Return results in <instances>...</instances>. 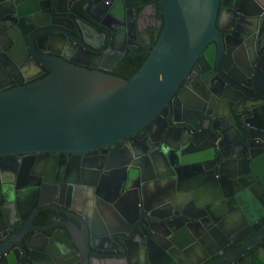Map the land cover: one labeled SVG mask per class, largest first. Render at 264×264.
<instances>
[{"label":"water","instance_id":"obj_1","mask_svg":"<svg viewBox=\"0 0 264 264\" xmlns=\"http://www.w3.org/2000/svg\"><path fill=\"white\" fill-rule=\"evenodd\" d=\"M8 1H11V8H6L5 0H0V22L13 17L27 25L19 43L22 56L27 55L35 66L46 68L50 73L0 92V158L26 153L95 152L135 136L171 106L173 95L211 42L219 47L215 61L218 78L231 84L229 89L239 95V99H234L228 91L227 95L221 96L229 106L224 118L218 119L220 114H207V123L199 126L183 120L182 123L188 125L185 129L189 131L190 127L193 135L175 139L176 145L181 146V152L176 157L170 155L172 147L169 144L170 132L176 130L171 126L174 127L176 121L166 124L165 127L171 128L159 134L163 156L160 161L154 159L151 149L143 156L133 149L136 155L121 164L123 177L115 185L119 190L117 195L112 199L98 196L99 203L94 204V210L73 211V220L67 217L66 221L54 224L49 229L51 231H40L43 247L35 253L27 242L23 247V261L27 264H89L90 249L94 248L89 246V240L94 237L96 221L104 228L114 223L130 227L139 218L141 221L135 224L138 230L135 237L141 239V253L148 260L147 264H157L153 258L162 261L160 264H180L178 257L184 264H196L188 251L189 245L204 246L209 240L222 248L224 253L214 264H222L223 261L240 264L245 257L261 259L264 253V217L254 212L253 207L259 213L261 209L264 212V82L261 84L256 79L257 76L264 79V55L249 68L235 53L237 61L234 66L225 67L227 49L220 33L222 28L217 23L223 0H158L163 19L160 34L146 60L129 79L75 66L53 57L52 53L42 54L38 35L43 28L40 21L42 3L46 0ZM55 1L51 0L50 4L54 5ZM257 29L258 22L251 21L241 40L243 46L248 49L253 47L254 51L253 37ZM20 31L16 26L7 31L12 36L11 41L15 42L13 36L17 37ZM13 45L11 52H16V44ZM7 56L14 61L21 57L9 52ZM242 111L243 115L240 114ZM188 115L191 116V113ZM219 120H224L222 126H218ZM208 136L212 137L210 141ZM226 141L233 150L230 157L245 158L248 162L250 180L247 184L257 181L258 185L250 186L242 193L236 191L233 198L236 204L232 202L229 208L226 204L206 207L205 215L192 217L173 207L177 199L171 202L166 197L145 207L140 217L130 218V194L135 192L136 185L140 186V198L137 194L134 202L139 200L145 204V192L149 189L153 190L149 193L155 194V197L184 192L195 199L196 188L203 186L211 194L215 174L206 165L209 160L216 162V173L230 179L222 170L225 160L222 145ZM109 156L106 162L110 161ZM245 175L246 172L241 179ZM151 181L155 186L146 188L145 185ZM194 202L199 204L197 198ZM103 204L108 205L106 212ZM167 205L175 210L178 219L184 218L186 223L183 230H178L173 226L172 217H165L162 219L165 222H159L167 231L163 236L154 232L152 224L161 220L158 210ZM259 205L263 207L260 209ZM236 209H240L241 216L233 227L228 224L218 227L214 223L210 226L204 221L217 212L213 220L221 222L227 211ZM199 219V230H196L194 224ZM247 228L249 230L245 234ZM134 231L130 238H125L124 233H116L125 242H133ZM160 237L168 246L161 244ZM14 244L16 242H9V247ZM225 245H228V250L223 248ZM117 246L121 249V256H124L127 252L125 245Z\"/></svg>","mask_w":264,"mask_h":264},{"label":"flooded vegetation","instance_id":"obj_2","mask_svg":"<svg viewBox=\"0 0 264 264\" xmlns=\"http://www.w3.org/2000/svg\"><path fill=\"white\" fill-rule=\"evenodd\" d=\"M50 1L42 3L43 14L40 22L43 23V28L38 35V46L43 49L41 53H52L53 57L61 58L75 66L118 77H121L119 74L131 71L129 68L134 66L136 57L151 50L163 25L158 0H56L54 5H51ZM222 5L217 23L222 28L220 33L227 49L226 57L222 56L225 57V67L234 66L237 61L234 56L236 53L250 68L255 60L264 55V0H223ZM5 7L11 8V1L5 0ZM253 20L259 25L253 37L256 51L253 47L248 49L241 43ZM14 26L21 29L17 37L13 36L15 42L11 41L12 36L7 33ZM27 28L25 23L13 17L0 22V92L9 90L21 82L27 84L41 79L50 73L46 68L35 66L27 55L22 56L23 51L19 43ZM13 43L16 44V52H11ZM218 51L219 47L215 42L209 43L207 50L199 56L189 75L173 95L171 106L163 110L157 120L144 130L121 143L106 150L88 153H26L0 158V264H27L23 261V247L25 248L28 242L35 253H38L43 247L40 231H51L49 229L54 224L66 221L67 217L73 220V211L94 210V204L99 203L98 196L112 199L117 195L119 190L115 185L123 177L121 164L129 162L136 155L133 149H137L141 156L151 149L154 159L160 161L163 156L159 134L172 127L176 130L170 132V155L176 157L177 153L181 152V146L176 145L175 139L182 135L185 138L193 135L190 127L189 131L185 129L188 125L182 123L183 120L199 126L206 122L207 114H220L218 119L224 118L228 114L229 106L221 96L227 95L228 91L234 99H239V95L229 89L231 84L218 78L215 64ZM8 52L10 55L14 53L21 57L15 61L10 60ZM221 53L223 54V51ZM256 79L261 84L264 82L261 76ZM188 113H191V116ZM240 114L243 115L244 111ZM173 121H176L174 127H165ZM223 124L224 120L218 121V126ZM211 138L207 137L209 141ZM222 151L225 156L222 170L232 180L216 173L215 161H207L209 171L215 174L212 181L213 192L210 194L204 186L196 188L195 199H198V205L189 193H169L165 197H155V194L149 193L153 192L150 189L147 190L148 193L145 192L146 204L139 200L134 202L137 194L138 199L140 198V186L136 185L135 192L130 194V218L140 217L145 207L166 197H169L171 202L177 199L172 204L173 207L192 217L205 215L206 207L214 208L226 204L229 208L232 202L236 204L233 200L236 191L240 190L239 193H242L250 186L257 187V181L251 185L247 184L250 180L247 173L248 162L245 158L230 157L233 150L228 141L223 143ZM109 154L108 163L106 161ZM245 172L246 175L241 179ZM153 186V181L145 185L146 188ZM262 200L264 205V198ZM263 205H259L260 209ZM103 209L106 212L108 205L103 204ZM253 209L264 217L262 209L261 213L255 207ZM158 212L161 220H155V225L152 224L155 233L166 235L167 231L159 225V222H165L162 220L165 217H172L176 229L185 228V219H178L170 205L160 207ZM216 214L217 212L204 221L210 226L214 223L217 226L225 227L228 224L233 227L234 222H239L238 217L241 216L240 209H236L227 211L221 222L219 219L214 222ZM139 221L140 218L134 220L130 227L114 223L109 228H104L96 221L94 237L92 241L89 240V246L95 248L90 249L93 255L89 254V264H147L148 260L146 261L141 253V239L135 237L138 233L135 224ZM199 222L200 219L194 224L196 230H199ZM248 230L249 228L245 229V234ZM133 231V242H125L116 233H124L125 238H130ZM159 240L162 245L168 246L164 238L160 237ZM9 242L16 244L9 247ZM120 244H124L127 249L124 256H121V249L117 246ZM223 248L228 250V245ZM188 251L195 258L196 264H214L224 255L222 248L219 249L210 240L204 246L189 245ZM153 260H156L157 264L162 262L158 258ZM178 260L180 264H184L179 257ZM222 264L231 263L223 261ZM240 264H264V253L261 259L252 260L245 257Z\"/></svg>","mask_w":264,"mask_h":264},{"label":"trees","instance_id":"obj_3","mask_svg":"<svg viewBox=\"0 0 264 264\" xmlns=\"http://www.w3.org/2000/svg\"><path fill=\"white\" fill-rule=\"evenodd\" d=\"M149 55V51L145 53H141L138 57L135 58V64L133 67H130L131 70L127 74H119L124 79H129L133 76V74L140 68V66L143 64V62L146 60V58Z\"/></svg>","mask_w":264,"mask_h":264}]
</instances>
